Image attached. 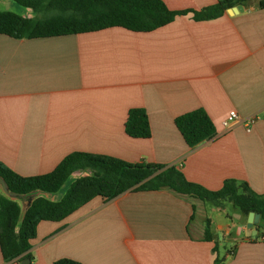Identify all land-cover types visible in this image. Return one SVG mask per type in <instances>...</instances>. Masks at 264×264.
<instances>
[{
	"label": "crops",
	"instance_id": "obj_1",
	"mask_svg": "<svg viewBox=\"0 0 264 264\" xmlns=\"http://www.w3.org/2000/svg\"><path fill=\"white\" fill-rule=\"evenodd\" d=\"M161 1L187 13L150 32L114 27L37 39L0 35L1 164L35 176L84 152L175 166L187 181L212 191L233 179L264 196L260 0L206 21H195L193 12L217 0ZM24 9L22 16H33ZM131 108L145 110L149 138L125 133ZM198 108L215 134L189 148L174 118ZM230 111L260 119L248 132L240 122L223 129ZM205 203L168 189L126 191L106 202L96 197L63 221L37 225L31 264L63 258L81 264H264L260 216L246 235L248 215L235 207L229 214L227 201L211 204L209 214ZM206 220L212 241L203 240ZM0 264L18 263L4 262L0 253Z\"/></svg>",
	"mask_w": 264,
	"mask_h": 264
},
{
	"label": "trees",
	"instance_id": "obj_2",
	"mask_svg": "<svg viewBox=\"0 0 264 264\" xmlns=\"http://www.w3.org/2000/svg\"><path fill=\"white\" fill-rule=\"evenodd\" d=\"M31 9L32 17L0 10V35L15 39H37L76 35L119 27L132 32H150L174 21L187 12L169 10L161 0H10ZM251 0H217L212 6L193 12L195 21L222 16L227 9L245 5ZM264 8V0L259 1ZM174 126L185 144L192 148L211 139L215 128L207 113L198 108L174 118ZM131 138L150 137V126L144 109L131 108L124 123ZM74 172L84 173L69 183L65 192L59 189ZM0 178L8 191L19 195L14 200L0 188V253L4 262L33 260L30 254L37 225L42 221L60 222L96 197L109 201L126 191L168 189L177 194L220 207L227 201L244 216L256 213L264 221V196L254 193L246 183L228 179L212 191L189 182L175 166L128 163L98 154L73 152L45 174L21 176L0 163ZM27 206L23 210L22 203ZM203 240L212 241L209 220ZM53 264H81L63 258Z\"/></svg>",
	"mask_w": 264,
	"mask_h": 264
},
{
	"label": "built area",
	"instance_id": "obj_3",
	"mask_svg": "<svg viewBox=\"0 0 264 264\" xmlns=\"http://www.w3.org/2000/svg\"><path fill=\"white\" fill-rule=\"evenodd\" d=\"M260 119L259 115H253L247 118H240L235 111H230L228 114L221 120V126L223 129H228L232 123L240 122L245 131L248 132L251 130L252 126ZM260 240L264 243V225L260 231Z\"/></svg>",
	"mask_w": 264,
	"mask_h": 264
},
{
	"label": "water",
	"instance_id": "obj_4",
	"mask_svg": "<svg viewBox=\"0 0 264 264\" xmlns=\"http://www.w3.org/2000/svg\"><path fill=\"white\" fill-rule=\"evenodd\" d=\"M231 9L234 10V11L235 10L240 11L241 7L237 6V7H232ZM0 188H1V191L3 192V194L6 195L8 198H10L12 200H14L16 198H19V195L11 193V192L8 191V188H7L5 182H4V180L2 178H0ZM26 206H27V203L23 202L22 203V209L24 210L26 208ZM258 220H259V215L258 214L253 213V212H250L248 214V216H247V224H246V230H247L246 235L250 234L253 224L258 223ZM20 264H31V261L29 259H25V260L21 261Z\"/></svg>",
	"mask_w": 264,
	"mask_h": 264
},
{
	"label": "rangeland",
	"instance_id": "obj_5",
	"mask_svg": "<svg viewBox=\"0 0 264 264\" xmlns=\"http://www.w3.org/2000/svg\"><path fill=\"white\" fill-rule=\"evenodd\" d=\"M10 6L13 7V8H10ZM15 7L18 8L20 11L19 12H14L15 11L14 10ZM9 9H12L11 12H13V13H16V14L17 13L18 14L20 13L19 15H23V13L25 11V9L23 7H20L19 5L13 3L10 0H0V10H3L4 11V10H9ZM84 175H85L84 173H81V176H84ZM73 179L74 178H71V177L68 179V181L57 192V196H61L65 192V190L68 187L69 183L72 182ZM205 204H206L207 211L209 212V214H211V211L210 210H211V208H213L211 206V203H205ZM231 208H233L232 205L230 206V208L228 210L229 211V214H232V211L233 210ZM221 244H222V242H221Z\"/></svg>",
	"mask_w": 264,
	"mask_h": 264
}]
</instances>
